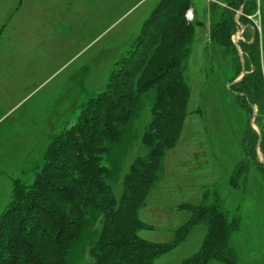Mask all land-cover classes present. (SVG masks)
Wrapping results in <instances>:
<instances>
[{
  "label": "trees",
  "instance_id": "trees-1",
  "mask_svg": "<svg viewBox=\"0 0 264 264\" xmlns=\"http://www.w3.org/2000/svg\"><path fill=\"white\" fill-rule=\"evenodd\" d=\"M222 4L220 19L209 26V41L213 55L217 49L232 70L229 90L247 119L244 158L229 181L238 189L252 169L264 181V11L258 0ZM190 10L191 0H160L132 50L114 65L105 90L87 103L73 126L52 137L33 183L14 181L12 199L0 216V264H81L87 251L95 264H155L199 225L207 227L202 246L180 264L236 263L230 237L240 222L230 221L208 192L199 204L178 207L189 219L171 242L139 236L152 228L139 211L188 115L191 89L184 73L196 38L195 21L186 17ZM237 32L239 49L233 42ZM148 111L151 120L141 137L148 153L131 164L118 201L110 183L132 145L135 121Z\"/></svg>",
  "mask_w": 264,
  "mask_h": 264
},
{
  "label": "rangeland",
  "instance_id": "rangeland-1",
  "mask_svg": "<svg viewBox=\"0 0 264 264\" xmlns=\"http://www.w3.org/2000/svg\"><path fill=\"white\" fill-rule=\"evenodd\" d=\"M224 0H191L188 12L196 38L184 78L191 89L188 115L177 146L162 160L159 180L139 211L151 229L139 236L169 243L208 192L230 221L240 225L230 237L235 264H264V181L252 169L240 188L230 176L244 158L247 119L235 103L232 70L213 55L209 26L218 21ZM160 0H0V216L10 203L15 180L31 185L44 165L56 135L73 126L87 103L102 93L114 65L128 55L144 22ZM264 11V0H258ZM241 32L233 37L238 46ZM151 113L134 123V140L110 183L116 199L137 157L148 150L141 137ZM207 227L197 226L187 240L155 264H180L197 253ZM81 264H95L88 251ZM211 264H222L213 262Z\"/></svg>",
  "mask_w": 264,
  "mask_h": 264
},
{
  "label": "water",
  "instance_id": "water-1",
  "mask_svg": "<svg viewBox=\"0 0 264 264\" xmlns=\"http://www.w3.org/2000/svg\"><path fill=\"white\" fill-rule=\"evenodd\" d=\"M237 48H238V46H237ZM238 49H239V48H238ZM244 75H245V74L243 73V74L240 76V78H239L238 80H236L234 83L239 82V81L243 78ZM252 123H253V127H254L257 131H259L258 128H257V126H256V124H255V120H254V118H253V120H252ZM258 153H259V155H260V151H258ZM260 160H261V162H264L262 159H260Z\"/></svg>",
  "mask_w": 264,
  "mask_h": 264
},
{
  "label": "crops",
  "instance_id": "crops-1",
  "mask_svg": "<svg viewBox=\"0 0 264 264\" xmlns=\"http://www.w3.org/2000/svg\"><path fill=\"white\" fill-rule=\"evenodd\" d=\"M53 136H54V135H51V134H50V137H48V136H44V139H45V140L48 139V140L50 141V140L52 139ZM147 225H148V224H147ZM150 242H151V241H150ZM154 243H155V242H154ZM180 246H181V245H180Z\"/></svg>",
  "mask_w": 264,
  "mask_h": 264
},
{
  "label": "built area",
  "instance_id": "built-area-1",
  "mask_svg": "<svg viewBox=\"0 0 264 264\" xmlns=\"http://www.w3.org/2000/svg\"><path fill=\"white\" fill-rule=\"evenodd\" d=\"M188 17H189V16H188ZM192 21H193V17H192V18L189 17V22H192Z\"/></svg>",
  "mask_w": 264,
  "mask_h": 264
},
{
  "label": "bare ground",
  "instance_id": "bare-ground-1",
  "mask_svg": "<svg viewBox=\"0 0 264 264\" xmlns=\"http://www.w3.org/2000/svg\"><path fill=\"white\" fill-rule=\"evenodd\" d=\"M186 17H187V20L189 21L188 13H187V16Z\"/></svg>",
  "mask_w": 264,
  "mask_h": 264
}]
</instances>
